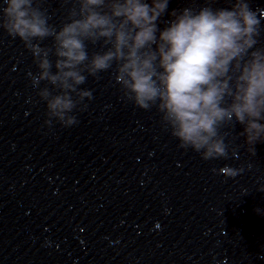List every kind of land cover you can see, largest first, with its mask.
<instances>
[{
	"label": "water",
	"instance_id": "95a60500",
	"mask_svg": "<svg viewBox=\"0 0 264 264\" xmlns=\"http://www.w3.org/2000/svg\"><path fill=\"white\" fill-rule=\"evenodd\" d=\"M205 2L169 0L159 29ZM248 3L264 46V0ZM71 6L44 4L57 28ZM114 69L81 85L93 99L76 125L49 126L32 54L0 29V264H264V140L252 155L236 122L229 156L206 161L129 101Z\"/></svg>",
	"mask_w": 264,
	"mask_h": 264
},
{
	"label": "clouds",
	"instance_id": "9594fccd",
	"mask_svg": "<svg viewBox=\"0 0 264 264\" xmlns=\"http://www.w3.org/2000/svg\"><path fill=\"white\" fill-rule=\"evenodd\" d=\"M46 2L3 0L0 29L32 54L37 71L29 75L47 125H76V113L93 99L81 85L115 65L124 96L141 109L155 107L179 147L206 161L227 158L224 130L239 122L255 155L254 145L264 140V46L261 19L248 0H230L231 9L206 0L174 10L163 30L157 22L169 0H61L72 6L59 28ZM49 38L52 45H44ZM90 44L100 50L90 54Z\"/></svg>",
	"mask_w": 264,
	"mask_h": 264
}]
</instances>
